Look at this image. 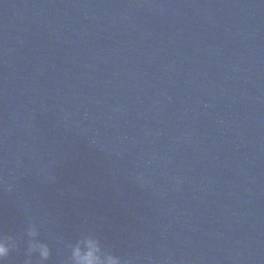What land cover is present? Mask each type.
<instances>
[{"label": "water", "instance_id": "water-1", "mask_svg": "<svg viewBox=\"0 0 264 264\" xmlns=\"http://www.w3.org/2000/svg\"><path fill=\"white\" fill-rule=\"evenodd\" d=\"M29 219L48 264L85 231L264 264V0H0V232Z\"/></svg>", "mask_w": 264, "mask_h": 264}, {"label": "clouds", "instance_id": "clouds-1", "mask_svg": "<svg viewBox=\"0 0 264 264\" xmlns=\"http://www.w3.org/2000/svg\"><path fill=\"white\" fill-rule=\"evenodd\" d=\"M21 244L25 245L24 264H48L50 261L52 250L42 239L41 227L29 219L19 235L0 232V264H9L11 254L18 251ZM66 248L68 255L64 264H131L105 248L92 232H82Z\"/></svg>", "mask_w": 264, "mask_h": 264}]
</instances>
